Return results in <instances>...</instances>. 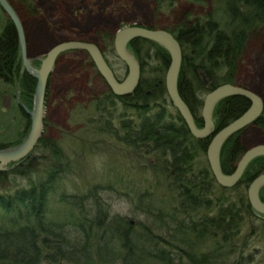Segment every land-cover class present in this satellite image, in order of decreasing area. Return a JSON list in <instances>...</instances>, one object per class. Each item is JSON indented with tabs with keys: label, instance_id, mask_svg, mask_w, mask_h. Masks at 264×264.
Instances as JSON below:
<instances>
[{
	"label": "trees",
	"instance_id": "trees-1",
	"mask_svg": "<svg viewBox=\"0 0 264 264\" xmlns=\"http://www.w3.org/2000/svg\"><path fill=\"white\" fill-rule=\"evenodd\" d=\"M154 1L157 12H172V0ZM186 1L206 5L205 0ZM208 8L207 15H184L169 28L142 26L169 31L180 42L178 88L198 128L204 126L202 97L223 84H236L250 38L264 30V0H210ZM110 38L103 35L106 50L97 46L120 79ZM127 50L141 69L136 91L120 97L107 86V92L94 94L84 106V125L91 137H105L113 148L125 151V175L130 176L119 173L124 171L119 156L107 155L114 175L107 172L103 181L70 192L63 180L78 175L70 149L43 137L30 155L0 172V264H255L249 246L253 235L264 240V215L252 208L247 191L264 173V156L247 166L234 188L217 183L207 160L212 137L241 117L250 101L228 97L218 102L212 115L214 135L197 139L168 96L169 51L145 39L132 41ZM0 81L21 87L16 107L23 129L18 140L0 143V150H8L30 131L31 118L22 105L34 109L37 92L9 19L0 32ZM255 125L264 131V111ZM242 133L231 135L222 147L225 174L235 171L247 151ZM49 156L54 158L51 167ZM111 195L126 200L127 215L112 207ZM260 197L264 201V186Z\"/></svg>",
	"mask_w": 264,
	"mask_h": 264
},
{
	"label": "rangeland",
	"instance_id": "rangeland-1",
	"mask_svg": "<svg viewBox=\"0 0 264 264\" xmlns=\"http://www.w3.org/2000/svg\"><path fill=\"white\" fill-rule=\"evenodd\" d=\"M172 1L174 5L169 14L170 11L157 12L154 0H29L28 4L20 0L10 3L8 0L22 21L27 42V58L36 69H40L50 49L62 42L82 41L98 44L106 50L102 42L105 34L111 37V41H115L118 31L127 27L169 28L174 19L179 21L184 15L203 17L209 12L210 0H205L204 6L186 0ZM1 8L0 32L7 19H10ZM91 60L83 51L63 54L50 77L46 96L44 137L61 142L67 151L70 149L68 153L77 167L78 175L75 178L69 175L63 180L70 192L75 188L84 190L103 181L107 172L114 175V172L107 168V155L113 158L119 156L124 161L121 162L124 171L120 169L119 173L130 176L125 175L128 172V163L125 162L129 159L125 151L113 148L105 137H91L92 133L84 125L88 115L84 106L89 105L94 94L100 95L107 91L104 79ZM113 61L120 79L125 80L128 76L125 64L119 58H113ZM148 75L149 73L146 74ZM234 81L235 86L253 91L264 101V30L250 38L238 63ZM205 97L206 94L202 99ZM20 98V85L9 86L0 81L1 144L11 139L18 140L22 133V122L20 123L16 107ZM242 131V143L247 150L264 145V131L255 124ZM29 133L30 131L23 138V142ZM21 144L7 149L13 150ZM53 161L54 158L49 156L47 165L51 167ZM8 166L4 168L7 169ZM101 200L106 202L107 194L102 195ZM109 200L118 213L128 214L130 206L126 204V200L114 195H111ZM261 236H251L249 251L255 257V264H264V240Z\"/></svg>",
	"mask_w": 264,
	"mask_h": 264
},
{
	"label": "water",
	"instance_id": "water-1",
	"mask_svg": "<svg viewBox=\"0 0 264 264\" xmlns=\"http://www.w3.org/2000/svg\"><path fill=\"white\" fill-rule=\"evenodd\" d=\"M0 6L9 16L18 32L22 52V60L25 70L37 80V92L35 107L31 111L25 106L23 108L31 117V129L28 138L13 150L0 151V171L4 166L19 162L30 155L45 133L46 96L49 80L55 70L56 64L63 54L70 51L86 52L94 62L97 70L105 80L110 90L117 96L125 97L132 95L141 80V69L136 59L127 50L128 45L136 39L152 40L164 46L171 55V64L166 75V88L168 96L174 107L185 121L192 135L200 140L208 139L215 133V124L212 119L213 110L218 102L228 97L247 98L251 105L249 109L238 119L219 130L211 139L207 150V160L217 183L224 188H234L241 180L247 166L256 158L264 156V145H257L248 149L232 174H225L221 166V150L226 140L233 134L244 130L254 124L263 114V99L251 90L235 86L224 85L210 92L204 100L202 109L203 128H198L193 114L183 100L179 88L178 79L182 64V48L175 36L166 30H152L138 26L127 27L119 30L115 37V50L118 58L126 65L128 76L120 81L104 54L99 47L93 43L80 41H66L52 47L46 55L40 69L32 66L27 58V42L25 30L21 19L8 0H0ZM200 77L205 87H209V81L204 72ZM264 186V173L258 176L248 187V200L252 208L264 215V201L260 197V190Z\"/></svg>",
	"mask_w": 264,
	"mask_h": 264
},
{
	"label": "flooded vegetation",
	"instance_id": "flooded-vegetation-1",
	"mask_svg": "<svg viewBox=\"0 0 264 264\" xmlns=\"http://www.w3.org/2000/svg\"><path fill=\"white\" fill-rule=\"evenodd\" d=\"M102 51V50H101ZM104 54V53H103ZM63 56V55H62ZM105 56V55H104ZM90 57V56H89ZM91 58V57H90ZM106 58V57H105ZM94 63V62H93ZM95 65V64H94ZM96 67V66H95ZM97 69V68H96ZM98 71V70H97ZM99 72V71H98ZM100 74V73H99ZM102 77V76H101ZM125 78H127V76L125 77ZM105 81V80H104ZM105 85H106V87H107V83L105 82ZM107 89V88H106ZM105 92H107V91H105Z\"/></svg>",
	"mask_w": 264,
	"mask_h": 264
},
{
	"label": "bare ground",
	"instance_id": "bare-ground-1",
	"mask_svg": "<svg viewBox=\"0 0 264 264\" xmlns=\"http://www.w3.org/2000/svg\"><path fill=\"white\" fill-rule=\"evenodd\" d=\"M180 43V42H179ZM181 45V44H180ZM181 48H182V46H181ZM224 85H228V84H223V85H221V86H224ZM230 85H232V84H230ZM221 86H219V87H221ZM218 88V87H217Z\"/></svg>",
	"mask_w": 264,
	"mask_h": 264
}]
</instances>
